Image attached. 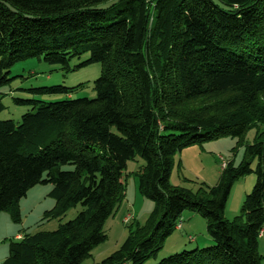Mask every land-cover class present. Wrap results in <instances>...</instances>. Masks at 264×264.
<instances>
[{"label": "trees", "instance_id": "trees-1", "mask_svg": "<svg viewBox=\"0 0 264 264\" xmlns=\"http://www.w3.org/2000/svg\"><path fill=\"white\" fill-rule=\"evenodd\" d=\"M85 55L80 67H102L94 99L39 103L20 123L0 121V214L20 222V201L39 185H52L54 217L82 211L54 232L11 240L2 264H81L107 240L105 222L125 197L120 171L137 157L139 191L155 209L101 264L145 263L186 211L205 219L213 245L157 264H261L264 0H0V88L18 62L69 69ZM37 92L72 96L64 87ZM252 128L244 161L226 164L216 186L171 185L185 148ZM252 173L241 216L227 221L233 185Z\"/></svg>", "mask_w": 264, "mask_h": 264}, {"label": "rangeland", "instance_id": "rangeland-1", "mask_svg": "<svg viewBox=\"0 0 264 264\" xmlns=\"http://www.w3.org/2000/svg\"><path fill=\"white\" fill-rule=\"evenodd\" d=\"M88 58L89 56L85 55L80 59H73L69 69L46 64L37 58L14 64L10 69L11 81L0 88V102L4 106V110L0 113V121L20 123L22 116L33 112L39 103H54L67 98L94 99L95 82L101 76L102 67L100 64L80 67ZM51 87L71 89L72 96L37 92L39 89ZM255 137L256 130L252 128L242 139L225 136L185 148L175 156V166L170 178L171 185L194 192L201 187L216 186L221 178L223 165L233 163L235 167L239 166L245 159L246 147L254 143ZM256 165L257 161L253 163V168ZM144 166V160L137 157L129 161L126 168L120 171L121 180L125 185V197L114 214L105 222L104 231L107 240L96 246L81 264H101L122 246L132 232L146 226L155 209V203L142 196L139 191L137 173ZM257 179V174L252 173L235 182L226 206L227 221L233 222L241 216L244 201L252 193ZM52 189V185H39L29 191L27 197L19 204L20 222H15L9 212L0 214V264L8 258L10 241L15 240V236L54 232L60 225L75 219L82 211V207L78 205L69 209L65 216L54 217L50 213L56 205L55 199L49 196ZM128 211H131L134 219L125 224L123 219ZM192 215L198 218L189 221L191 225H188V217ZM182 221H185V226L166 237L156 255L143 264H157L174 254L192 251L197 248V244L194 243L196 240L201 248L213 245L212 242L210 245H203V237L207 238L200 235L203 232L207 235V224L203 228L205 225L203 217L186 211ZM201 229H203L202 233ZM259 254L262 258L261 264H264V236L259 240Z\"/></svg>", "mask_w": 264, "mask_h": 264}, {"label": "crops", "instance_id": "crops-1", "mask_svg": "<svg viewBox=\"0 0 264 264\" xmlns=\"http://www.w3.org/2000/svg\"><path fill=\"white\" fill-rule=\"evenodd\" d=\"M196 218H198V217H196V216H189L188 217V222L189 221H192V220H196ZM204 222V226H203V228H205L206 227V221H203ZM188 225H191V222H189V224ZM185 226V221H183V226H182V228ZM201 226H202V224H201ZM203 232V229H201V233ZM205 234V235H204ZM200 235H203V236H207V238L206 237H203L204 239H203V245H205V246H207V245H210L211 244V240H210V238H209V236H208V234L206 235V233L205 232H203L202 234H200ZM23 236L22 235H17V236H15V240H20L21 238H22ZM194 243H196L197 244V247H200V245H199V243H198V240H196V241H194Z\"/></svg>", "mask_w": 264, "mask_h": 264}, {"label": "built area", "instance_id": "built-area-1", "mask_svg": "<svg viewBox=\"0 0 264 264\" xmlns=\"http://www.w3.org/2000/svg\"><path fill=\"white\" fill-rule=\"evenodd\" d=\"M223 167H225V164L223 165ZM130 219V216L127 217L126 221ZM183 225V222L180 221L177 225V229H181ZM264 234V230L262 231V235Z\"/></svg>", "mask_w": 264, "mask_h": 264}]
</instances>
